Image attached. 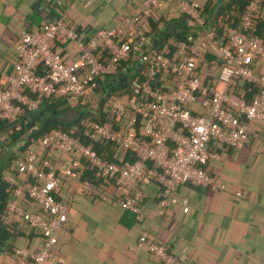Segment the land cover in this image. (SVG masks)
Listing matches in <instances>:
<instances>
[{
	"label": "built area",
	"instance_id": "obj_1",
	"mask_svg": "<svg viewBox=\"0 0 264 264\" xmlns=\"http://www.w3.org/2000/svg\"><path fill=\"white\" fill-rule=\"evenodd\" d=\"M173 1L195 24H202L196 1ZM159 6L160 0H140L139 12L146 16ZM257 8L258 0H248L238 24L223 25L225 43L210 41L211 33L203 31L197 42L196 36H187L191 43L188 50L185 41H177L172 56L162 52L149 57L142 52L135 55L139 62L148 63L144 81H132V91L125 100L109 99L111 121H87L82 131L89 139L107 140L121 150L132 151L133 160L120 164L111 161L97 154L89 143L60 128H53L40 137L41 145L69 155L60 174L47 156L32 149L14 158V169L22 178L5 176L12 187V197L4 203L0 220L10 227L20 219L41 238L35 249L13 248L17 264H65L64 258L54 251L56 231L67 219L66 200L55 196L61 176L74 180L78 191L85 195L114 201L133 213L135 220L142 217L140 202L144 194L140 184L143 180L151 179L158 185L159 212L167 204H179L181 211L188 210L187 199L175 192L180 184L213 192L225 189V183L218 176L204 169L209 159L218 157L215 150L208 148V142L214 140L229 148L250 146L252 139L258 137L256 127L264 129V73L253 72L247 64L255 57L264 56V46L258 37L247 33ZM139 12L131 13L113 27L97 29L85 39L61 18L46 20L34 30H21L14 43V71L0 86V120L5 121L6 132L18 130L23 110L33 109L42 98L82 100L97 86L98 80L115 74L119 62L131 56V37L141 34L139 29L134 31ZM57 36L75 48L69 61L50 47L51 40ZM102 50L107 54L103 62L99 59ZM207 50L221 60L216 71L219 88L202 82L197 69L199 57ZM39 63L44 73L37 72ZM158 69L169 70L172 76L165 82L169 85L152 86L150 82ZM233 78L254 84L255 94L245 100L230 91ZM190 104H197L201 111H194ZM137 118L140 136L134 128ZM252 151L258 152L259 148L253 147ZM83 164L110 180L114 192L89 178H80ZM22 193L37 206V212L25 209L17 201ZM133 247H143L161 264H183L164 243L146 231L139 234Z\"/></svg>",
	"mask_w": 264,
	"mask_h": 264
},
{
	"label": "crops",
	"instance_id": "obj_2",
	"mask_svg": "<svg viewBox=\"0 0 264 264\" xmlns=\"http://www.w3.org/2000/svg\"><path fill=\"white\" fill-rule=\"evenodd\" d=\"M139 9L140 0H0V86L14 71V43L21 30H34L46 20L61 18L85 39L99 28L113 27ZM158 12L166 19L184 14L173 0H160ZM260 17L264 21V3ZM201 33L196 35V42ZM55 39L54 46L69 61L75 53L74 46L61 36ZM148 41L149 37L133 35L131 53L142 52ZM251 67L255 73H264V56L256 58ZM125 75L122 67L114 75L98 80L84 102L92 107L98 95L119 87ZM205 81L218 87L215 78ZM76 104L77 101L42 98L19 117L22 133L18 138L12 137L15 131L6 132V123L0 120V213L12 197V187L5 176L22 178L15 174L12 160L19 154L23 138L55 120V111L59 120H68L74 115ZM190 108L201 111L197 104H190ZM209 145L215 148L212 141ZM253 147L259 151L253 152ZM32 148L43 151L38 143ZM218 148L213 149L218 157L209 159L204 168L218 176L225 189L213 192L187 183L178 185L175 192L187 199L186 212L181 211L179 204H167L159 212V187L151 179L140 184L144 194L140 202L142 217L135 220L133 213L114 201L85 195L78 191L74 180L61 176L55 196L66 200L67 219L56 231L54 251L64 258L65 264H161L143 247H133L139 234L146 231L183 264H264V130L258 131L250 146ZM46 156L58 174L69 159L68 154L55 150H49ZM17 201L26 207L20 197ZM40 243V236L32 234L22 220L17 219L11 228L0 220V264H17L13 248L35 249Z\"/></svg>",
	"mask_w": 264,
	"mask_h": 264
},
{
	"label": "trees",
	"instance_id": "obj_3",
	"mask_svg": "<svg viewBox=\"0 0 264 264\" xmlns=\"http://www.w3.org/2000/svg\"><path fill=\"white\" fill-rule=\"evenodd\" d=\"M197 3V10L200 17L202 18V24L197 25L188 15H181L180 18H162L161 13L158 12V9H151L148 15H143L141 12L137 14V23L134 28L136 32L139 29L141 35L149 37L148 46L142 51L147 57L151 56L153 53L162 52L167 56H172L175 43L179 40L186 42L187 50L189 49L191 43L187 41V36L191 35L194 38L197 34L202 31H209L211 33L210 41L212 42H222L225 43V37L223 32V25L228 24L231 26H236L240 20L242 12L245 10L248 0H194ZM264 3V0H258V8L254 13L251 19V26L248 30V35H255L258 37L260 43L264 46V21L260 17V10ZM161 23V26L158 27V24ZM68 25V24H67ZM165 25V26H164ZM60 37V36H57ZM55 37V38H57ZM52 39L50 42V47L53 50H56L60 53L58 48L54 46L56 39ZM61 54V53H60ZM130 58L124 61H120L118 64V70L124 67L126 73L122 84L114 89L105 90L103 93L98 95L94 101V107H90L88 102H84L86 97H89L94 91V88L86 94L82 100H77V104L74 108V115L68 120H59L58 113L55 111V120L46 122L40 126L36 131L29 133L23 139L22 144L18 147L19 154L32 149L38 154L47 155L49 154V148L40 144V137L53 128H60L65 131H70L73 136L81 140L83 143H89L91 147L96 151L97 154L114 161L116 163H121L124 160L131 161L134 159V155L130 150H121L118 146L114 145L112 142L103 140V139H89L83 134V128L86 125L87 121H111L112 116L109 113L108 101L111 98H117L125 100L132 91L131 82L136 81L142 83L145 79V69L148 65L147 61L139 62L136 59V56L130 53ZM107 54L106 51L102 50L99 55L100 61L105 60ZM258 58H253L249 63L250 67L252 66L253 61ZM221 60L210 50L205 51L198 60L197 69L201 75L202 82H205L206 79H216V74L214 77V72L216 73ZM37 72L44 73L42 65L39 63L37 65ZM114 75V74H112ZM171 74L167 69H158L155 70V75L151 80L152 86H163L169 85L168 79L171 78ZM229 90L242 96L245 100H249L256 92V86L252 83L241 80L240 78H233L232 83L229 87ZM25 111V110H23ZM58 119V120H57ZM5 123V121H4ZM140 122L139 118L134 123L135 132L139 134ZM258 129V130H257ZM257 131H263V128H257ZM15 138H18L22 133L20 128L15 132ZM22 139V138H21ZM213 142L215 150H218L220 145L214 140ZM38 143L42 146L43 151L38 152L32 145ZM208 142V148L209 147ZM212 149V148H210ZM14 161V159L12 160ZM205 169V168H204ZM16 172V170H15ZM208 173V172H207ZM15 174H18L17 172ZM210 174V173H209ZM20 175V174H19ZM89 178L95 183H101L109 190L114 192V187L110 180L100 177L94 169H89L86 165L83 164L81 169L80 178ZM20 199L25 201V209L32 212H37L38 208L33 202L26 197L24 193L21 194ZM13 226V225H12ZM11 228V226H10ZM31 233L38 234V232L28 227Z\"/></svg>",
	"mask_w": 264,
	"mask_h": 264
},
{
	"label": "rangeland",
	"instance_id": "obj_4",
	"mask_svg": "<svg viewBox=\"0 0 264 264\" xmlns=\"http://www.w3.org/2000/svg\"><path fill=\"white\" fill-rule=\"evenodd\" d=\"M220 85H221V84H220V83H218V88L220 87Z\"/></svg>",
	"mask_w": 264,
	"mask_h": 264
}]
</instances>
